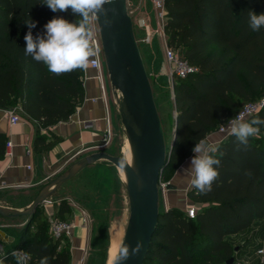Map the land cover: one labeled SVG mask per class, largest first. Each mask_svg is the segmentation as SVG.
<instances>
[{
  "label": "trees",
  "instance_id": "obj_1",
  "mask_svg": "<svg viewBox=\"0 0 264 264\" xmlns=\"http://www.w3.org/2000/svg\"><path fill=\"white\" fill-rule=\"evenodd\" d=\"M44 0H0V108L20 104L22 114L41 128L67 121L82 102V69L60 75L25 55L28 16L36 22L33 36L54 17L69 22L71 13L52 12ZM167 45L197 72L173 79L174 144L166 149L162 176L179 168L193 154L195 143L233 119L242 108L264 97V27H249V11L264 13V0H164ZM264 119V109L253 115ZM258 137L240 144L229 135L215 154L219 177L211 191L192 187L187 199L199 205L194 219L183 211L160 212L144 264H225L235 248L226 241L264 218V125ZM163 128V126H162ZM6 138L0 134V158ZM39 131L36 150L51 148ZM222 154V155H221ZM70 213L66 201L55 205V216ZM42 208L23 224L11 245L3 248V264H16L13 253L30 254L28 264H70L68 247L48 234Z\"/></svg>",
  "mask_w": 264,
  "mask_h": 264
},
{
  "label": "crops",
  "instance_id": "obj_2",
  "mask_svg": "<svg viewBox=\"0 0 264 264\" xmlns=\"http://www.w3.org/2000/svg\"><path fill=\"white\" fill-rule=\"evenodd\" d=\"M148 28L150 34L154 32L161 38L162 32L158 28L156 29L155 25L149 24ZM95 77L96 72L94 70L88 69L82 72V102L75 108L74 113L67 121L47 129L39 127L35 121L24 116L19 103L14 107L18 108L17 116L20 119L16 126H11L5 116V112L11 109L0 108V134L5 136L6 144L10 142L12 145L9 149L5 147V153L8 152L9 154H4L0 158L1 207L14 210L27 208L44 185L82 157L97 152L116 156L113 143L117 140L115 130L118 124V114L109 93L110 90H107L106 102L99 99V83ZM105 84L108 85L106 79ZM83 123H91V128H84ZM107 129L110 131V141L104 146L103 137ZM38 131L41 136H45L46 143L52 144L51 148L45 151L36 150L34 141ZM221 138L217 132H212L204 140L214 145ZM191 157L179 167L177 176L170 181V185L174 186L172 192H177V194L172 197L168 209L183 211L187 205H192L187 199V192L192 186L186 182L185 174L181 171L182 168L189 167ZM99 165L101 164L97 163L91 166V169L105 168ZM60 189L54 192L49 200L66 201L70 213L64 216V221L77 226L73 233L75 236L72 238L64 237L61 247L67 246L70 250V264H80L81 260L83 262L86 249L85 215L70 199L72 192L75 191V185H72L71 188L68 187L61 195L57 194ZM196 206L199 207V205ZM48 212H55V207L49 209ZM17 219L22 220L13 222ZM25 222L26 219L24 218H0V255L5 246L13 243L16 235L14 229L18 227L21 229ZM226 241L233 248L243 246L242 250L239 249L234 252V264H258L259 260H263L262 264H264V253L263 255L258 254L259 250L264 252V218L255 221L248 229L227 237Z\"/></svg>",
  "mask_w": 264,
  "mask_h": 264
},
{
  "label": "water",
  "instance_id": "obj_3",
  "mask_svg": "<svg viewBox=\"0 0 264 264\" xmlns=\"http://www.w3.org/2000/svg\"><path fill=\"white\" fill-rule=\"evenodd\" d=\"M105 15L95 20L104 56L112 101L120 118L121 132L134 149V163L130 165L124 155L112 156L97 152L71 164L64 172L44 185L32 203L23 210L0 206V218H24L29 221L43 203L66 182L86 167L97 163L114 166L125 175L120 182L126 191L129 218L120 248L134 247L142 242L139 253L122 264H144L159 218V189L162 173L167 165L166 145L162 124L153 99L152 88L136 42L132 19L126 0H111L105 6ZM111 21L110 26L104 20ZM176 126V124H175ZM174 144V136L171 145ZM167 189H174L168 185ZM113 264H120L117 257ZM237 248H235V251ZM225 264H234L231 257Z\"/></svg>",
  "mask_w": 264,
  "mask_h": 264
},
{
  "label": "rangeland",
  "instance_id": "obj_4",
  "mask_svg": "<svg viewBox=\"0 0 264 264\" xmlns=\"http://www.w3.org/2000/svg\"><path fill=\"white\" fill-rule=\"evenodd\" d=\"M153 1L126 0L128 14L132 19L134 36L163 126L167 149L171 145L175 129V107L173 102L174 78L171 76L170 68L164 58L165 46L162 39L156 33L152 32L150 42L147 43L146 33L143 28L139 27L140 20H143L148 26L149 24L155 25V28L159 29V21ZM106 82L108 84L106 89L109 91L110 87L107 73ZM109 93L112 97L111 91ZM120 126L121 123L118 116V124L115 130L117 140L113 143L115 145L114 153L116 156H121L124 140ZM100 164L99 166H104L105 168L91 169V166L94 165L86 167L77 176L66 182L57 193L61 195L68 187L71 188L72 185H75V191L72 192L70 199L83 211L87 228L86 249L82 264H108L111 234L113 231L119 232L122 236V241L129 218L128 198L120 182L119 171L110 164ZM178 170L179 168L169 170L162 176L159 182L160 212L169 210L170 201L177 194V192H172V190L167 189V186L177 176ZM51 202H55L56 205L59 203L54 200ZM21 220L17 219L13 222H20ZM19 230L18 227L14 229V232L17 234ZM239 249L242 250L243 246L238 247L237 251ZM260 263L261 261L259 260L258 264Z\"/></svg>",
  "mask_w": 264,
  "mask_h": 264
},
{
  "label": "clouds",
  "instance_id": "obj_5",
  "mask_svg": "<svg viewBox=\"0 0 264 264\" xmlns=\"http://www.w3.org/2000/svg\"><path fill=\"white\" fill-rule=\"evenodd\" d=\"M108 3H111V0H44L43 4L52 12L71 10V13L79 19L69 22L63 17H54L43 26V33L33 36L31 30L36 27V22L28 16V19L24 21L28 28L24 36L25 55L43 63L49 72L56 75L86 69L90 58H94L100 51L94 44L95 31L92 21L99 20L105 15L104 6ZM104 24L110 26L111 21L105 19ZM249 27L253 31H259L264 27V13L257 14L250 10ZM260 125H264V119L258 115L248 120L242 114L230 120L229 130L240 144L247 145L249 137L259 136ZM218 151V144L213 145L201 139L191 149L193 155L189 167L181 169L185 174L186 182L200 193L211 191L212 184L219 177L220 160L215 155ZM141 247V241H137L134 247L128 244L123 245L117 260L122 264L130 256L137 255ZM13 255L16 258V264H28L30 254L18 251ZM0 264H3L2 259ZM40 264H47V257L42 258Z\"/></svg>",
  "mask_w": 264,
  "mask_h": 264
},
{
  "label": "built area",
  "instance_id": "obj_6",
  "mask_svg": "<svg viewBox=\"0 0 264 264\" xmlns=\"http://www.w3.org/2000/svg\"><path fill=\"white\" fill-rule=\"evenodd\" d=\"M164 0H154V9L157 14V19L159 21V30L162 32L161 38L163 40V44L165 46L164 49V58L167 63V65L170 68L171 76L173 78H186L190 75H193L197 72V69L188 65L187 62L182 59L177 52L169 47L167 45V38L163 33V27L165 25V10H164V5H163ZM92 24L94 26V31H95V39H94V44L96 47L100 49L98 54L94 58H90L91 60L88 62V66L86 69H82V72H85L88 69L94 70L96 72V77L95 79L99 83V90H100V97L102 101L106 102L107 99V86L105 84V79H106V68H105V63H104V56H103V51H102V45H101V40L99 36V32L95 23V20L92 21ZM139 27L143 28L146 33V42H150V32L148 31V25L146 24L145 21L140 20L139 22ZM264 109V97L253 102L250 104L245 105L242 110L234 117L237 118L240 115H245L246 119H250L253 115L257 114L261 110ZM17 111L18 108H14L11 110H8L5 112V116L8 119V122L11 126H16L19 124L20 119L17 116ZM250 114V115H249ZM233 118V119H234ZM229 123L230 120L223 125H221L217 129V133L222 137L221 140L216 143L219 144L221 141L226 139L230 134L229 130ZM84 128L88 129L91 128V123H83L82 124ZM110 141V131L109 129L106 130L104 137H103V145H107ZM214 144V145H216ZM102 145V146H103ZM6 149H9L12 147L10 142H7L6 144ZM5 154H9L8 152ZM45 214L47 216L48 222H49V228H48V234L49 236L54 240H63L64 237L67 238H72L73 233L76 229V225L73 223H70L68 221L60 220L55 216V212L49 213V209H53L55 207V204H52V202L48 199L46 200L43 205H42ZM199 211V207L196 205H187L184 209L185 215L189 219H194ZM18 252V251H17ZM263 250H259L258 254L263 255ZM85 254V251H84ZM263 263V260H261V264ZM82 264V260L80 262Z\"/></svg>",
  "mask_w": 264,
  "mask_h": 264
},
{
  "label": "bare ground",
  "instance_id": "obj_7",
  "mask_svg": "<svg viewBox=\"0 0 264 264\" xmlns=\"http://www.w3.org/2000/svg\"><path fill=\"white\" fill-rule=\"evenodd\" d=\"M122 154L124 155L125 159L127 162L133 166L134 163V149L133 145L130 142L128 138H125L123 147H122ZM119 175L121 178L125 179V175L119 171ZM121 234L117 231H113L111 234V240H110V247H109V252H108V264H113L119 248L121 244Z\"/></svg>",
  "mask_w": 264,
  "mask_h": 264
}]
</instances>
